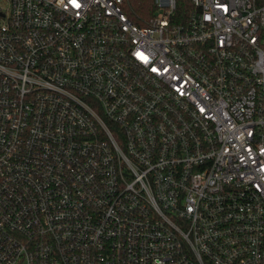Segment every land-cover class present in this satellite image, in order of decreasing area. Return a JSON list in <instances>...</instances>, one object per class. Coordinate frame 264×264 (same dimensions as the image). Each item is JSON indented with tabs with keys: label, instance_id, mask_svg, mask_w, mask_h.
<instances>
[{
	"label": "built area",
	"instance_id": "obj_1",
	"mask_svg": "<svg viewBox=\"0 0 264 264\" xmlns=\"http://www.w3.org/2000/svg\"><path fill=\"white\" fill-rule=\"evenodd\" d=\"M0 0V264H264V0Z\"/></svg>",
	"mask_w": 264,
	"mask_h": 264
},
{
	"label": "trees",
	"instance_id": "obj_2",
	"mask_svg": "<svg viewBox=\"0 0 264 264\" xmlns=\"http://www.w3.org/2000/svg\"><path fill=\"white\" fill-rule=\"evenodd\" d=\"M176 21L180 22V16L187 14L192 9L191 0H177ZM124 12L129 19L140 27H145L155 15V0H124Z\"/></svg>",
	"mask_w": 264,
	"mask_h": 264
}]
</instances>
